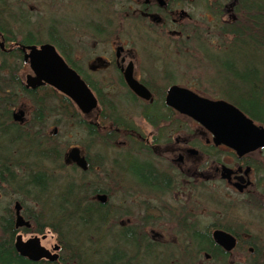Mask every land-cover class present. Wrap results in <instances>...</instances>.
<instances>
[{
  "label": "flooded vegetation",
  "instance_id": "obj_1",
  "mask_svg": "<svg viewBox=\"0 0 264 264\" xmlns=\"http://www.w3.org/2000/svg\"><path fill=\"white\" fill-rule=\"evenodd\" d=\"M48 3L49 0H0V22L34 27L40 23L43 6ZM57 9L58 19L51 23L53 32L49 37L36 38L29 30L26 37L6 51L0 44V52L12 54L18 49L23 61V46L50 44L96 98V107L87 114L81 113L71 102L75 112L73 123L78 125L76 119L81 118L91 129L86 134L87 151L79 145L74 146L86 161L87 168L81 170L89 175L97 168L95 173L101 170L109 179L92 181L88 186L103 189L115 182L124 190V204L121 211H117L119 224L134 228L136 235L159 241L156 237L162 235L153 233L154 225L167 216L170 222L179 221L180 229L176 232L184 239L208 233L215 247L223 251L211 236L212 231L218 229L235 236L238 242L236 226L212 223L202 228L198 219H190L189 214L183 213L185 205H178L180 200H173L170 195L183 194L191 182L205 183L214 179L228 190L224 196L230 204L227 202L223 206V212L238 206L236 201L231 204L233 195L242 197V203L256 200L264 208V147L238 154L224 143L216 145L212 131L166 103L169 87L178 84L160 85L156 80L166 78L157 73L159 59L163 58L165 68L174 72L169 62L174 61L171 52L185 55L196 51L194 47L199 45L220 44L222 38H211L209 33L235 24L238 0H58ZM37 12L40 15H36ZM2 36L3 41H14L12 35ZM23 63L29 68L27 62ZM126 77L142 85L150 97L146 99L135 94ZM32 105L33 131L39 133L36 126H44L52 113L55 124L62 120L63 108L58 101H44L41 114H36L35 104ZM13 108L9 118H0V122L22 125L24 121L14 120ZM32 125H26L23 131H30ZM55 134L54 129L50 138ZM10 152L13 154V150ZM4 162L6 167H0L3 170L1 178L11 183L0 181V190L4 186L15 189L20 181L14 160ZM222 167L230 171L225 178H222ZM26 168L30 171L23 172L22 185L31 173L30 166ZM27 187L30 188L29 184ZM98 194L106 196L105 203L109 201L105 192L96 193V201ZM133 201L140 205L139 213L131 208ZM18 202L21 215L30 220L25 216L23 202ZM10 209L14 224V207ZM227 223L235 225L231 221ZM23 228L14 225L15 235H22ZM247 249L253 252V248L247 246ZM200 254L205 260H212L209 253Z\"/></svg>",
  "mask_w": 264,
  "mask_h": 264
},
{
  "label": "trees",
  "instance_id": "obj_2",
  "mask_svg": "<svg viewBox=\"0 0 264 264\" xmlns=\"http://www.w3.org/2000/svg\"><path fill=\"white\" fill-rule=\"evenodd\" d=\"M237 17L233 26L214 31L215 37L222 38L220 44L199 45L194 48L214 71L216 76L213 77L219 80V82L215 80L219 92L218 100L234 105L256 125L264 127V0H238ZM0 31L4 34L8 32L2 28ZM15 51L12 53L14 57L12 67L11 65L6 67L3 61L0 63V71L9 69L7 77L0 75V118H9L10 109L16 106L18 100L16 87L35 104L36 114H41L45 108L44 101L56 100L66 116L75 118L71 101L51 87L45 85L34 91L24 88L20 78L13 73L18 71L23 62L18 49ZM213 84L212 81L211 85ZM36 117L40 118L41 115ZM76 121L79 127L84 128L86 134H89V130L91 132L90 127L81 118ZM20 124L22 125L17 122L6 124L0 122L1 168L6 167L4 161L9 159L12 162L14 160L15 169L21 164H32L37 159H54L62 169L68 166L73 170L76 169L74 165L64 161L65 151L59 152L55 147L45 145V140L38 131H33V125L30 126V131H23L26 125ZM3 142L9 146L6 147ZM2 150H6L7 154ZM2 173L3 170L0 169V181L11 183L8 179L1 178ZM86 174L83 173L82 176ZM28 179V182L25 180V185L16 183L15 188L19 187L23 190L29 184L30 188L41 195L40 199H37L40 209L33 213L25 210V216L34 223L35 227L23 228L22 232L42 233L43 230L49 229L61 240L68 258L66 260L61 258L60 261L55 262L47 260L31 262L19 256L13 247L16 231L11 220L12 210L10 206H2L0 207V264H147L146 260H157L160 264H187L186 259L180 263L170 258L174 252L164 253L154 240L136 235L134 228L121 227L120 224L117 227L116 221H119V216L116 211H110V203L100 204L94 199L96 193L105 192L103 189L88 187L83 179L78 182L69 180L62 183V180L51 178L48 172H33V169ZM52 188L60 189L54 192ZM25 194L28 195L26 192ZM19 201L23 202L22 199ZM89 227L102 231L103 239L110 238L91 254L85 245V240L92 242L91 238L85 235V230ZM102 238L98 242H101ZM237 239L236 247H244L241 238L237 236ZM189 241L193 252L197 254L207 252L217 264H227L226 259L229 255L215 247L208 233L193 235ZM253 246L250 262L264 264L257 247L254 244Z\"/></svg>",
  "mask_w": 264,
  "mask_h": 264
},
{
  "label": "rangeland",
  "instance_id": "obj_3",
  "mask_svg": "<svg viewBox=\"0 0 264 264\" xmlns=\"http://www.w3.org/2000/svg\"><path fill=\"white\" fill-rule=\"evenodd\" d=\"M57 5L58 0H49L48 6H43L44 14L40 17V23L38 25H35L34 27H27L22 24L9 26L6 25V23L3 24L0 22V25H3V30L5 29L6 31L9 30L11 32L10 34L9 32H7L6 34L12 35V38H14V41H3L2 34L4 35V37L6 34L1 33L0 31V44H2V49L6 51L8 48L13 47L15 45V42L26 37L29 30L35 34L36 38L46 39L47 37H49L53 32V29H51L50 25L53 22L56 23V20L58 19ZM36 15L40 14L37 12ZM209 35L211 38H215L216 36L215 32L213 31H211ZM171 53V58L173 57L174 61L170 60L169 62L171 64H169L174 67L173 73L165 68L166 63L163 58L159 59V61L157 62V73H159L160 76L164 75V77H166L165 79L167 80L166 81L163 77L156 78L160 85L175 83L195 91L200 96L214 100L219 98V92L217 90L218 87L215 84V80L217 82H219V80L213 77V75H215L214 71L200 53L192 50L189 54L185 55L176 54L173 52ZM0 54H2L0 55V63L3 61L6 67L10 65L12 67V65L14 64V57L12 56V54L10 52H0ZM28 72L29 68L23 62H21V66H19L17 72L13 71L14 75L20 78L21 83L25 81V75ZM8 74V68L2 69L0 71V75L3 77H7ZM212 81L214 82L213 85H211ZM15 91L17 92L18 100L13 110H15V112L18 110H24L25 115L23 116V121L27 126L32 125L34 122L33 105L29 97L21 92L18 87L15 88ZM53 102H56V100H54ZM66 115L67 114L63 112V115H60V119L62 120H60L59 123L55 124V122H53V117H55V114L52 113L51 119L47 121L44 126H36L38 127V129H40V134H38L44 136L46 146H53L59 152H64L75 145H79L82 150L87 151L86 131L84 130V128L75 125L72 121V118ZM54 129L56 130V134L53 135V139H51L50 136L52 135ZM104 129H108V127H104ZM3 152L7 153L6 150H3ZM109 155L111 156L112 153H109ZM109 158L110 157H108V159ZM30 165L31 169H33V172H35L36 170H42L44 172L53 173L58 181L62 180V183L72 179L77 182L81 181V178H83L70 166L65 169L59 168L57 160L52 161L47 159H37L36 161H33L32 164H21L18 169H15L18 173L20 183L23 182V172H25L26 170L28 171L26 167H29ZM96 171H98L97 168L91 174L86 175V177L83 179L85 183H91L92 181L97 183L99 180L109 181L108 177L101 173V170L98 173H95ZM2 188L3 189L0 190V207L10 206V208H12L14 200L19 201L20 199H22V208L24 209L25 206L26 208L24 210H27L29 213H33V211H38L40 209V203L37 201V199H40L41 195L36 193L34 189L25 187L23 190H21V188L12 189L5 186ZM56 189L57 188L53 189L54 192L56 191ZM103 190L108 196L110 211H121V206L124 204V190L115 182L105 186ZM227 191L228 190L224 185L219 184V182L215 181L214 179L208 180L205 183L194 181L190 183L189 187L184 189L183 194L174 192L170 195V198H172L173 200H180V202H178L177 204L185 205V212L183 213L189 214L190 219H198L202 228L212 223H218L224 226L225 224H231L233 227L236 226L235 228L238 230H236V232L239 234L242 244L243 241L251 240V242L258 249L260 259H264L263 206L257 203L256 200L252 203H242V197L233 195V197L231 198V204H235L236 201L238 206L229 207L231 208L230 211L223 212V206H225L227 202L230 204V201L227 200V198L224 196ZM25 192L28 193L27 196ZM139 206L140 205H136V203L133 201L131 208H133L135 212H138ZM180 207L183 206L181 205ZM166 218L167 216H164L163 219L158 221L157 226L154 225V229L152 227V229L154 230L153 233L162 235L161 238L156 237L159 238V241H156L155 239L152 240L157 243V246L161 248L164 253L171 254V252H174V255L170 258H173L174 260L176 259L175 261H178L180 263L182 260L186 259L187 264H217L213 260H205L202 254L198 255L197 253L193 252V248L190 244L189 239H184L183 235L177 234L176 232V230L180 229L179 221L170 222L166 220ZM228 221L235 223V225L232 223H227ZM116 222H118L116 224V226L118 227L119 221ZM30 223L32 227H35L34 223L31 220ZM20 233L22 234V240H26L34 236L39 237L40 243L43 247L48 249L51 253H56L58 255V261H60L61 258H64L65 260L68 258V254L66 253V250L63 249L61 240L54 232H51L49 229L43 230L42 233ZM85 235H88L92 241L91 243H89L84 239L85 245L89 249V254L104 245V243H107L110 239L108 237H104L103 239V232L95 230L93 227L87 228L85 230ZM101 238L103 240L101 242H98V240ZM55 245L58 246V250L53 251ZM251 248L254 249V246L252 245ZM250 255H252V253L248 251L247 247H236L227 257V264H252L250 262ZM146 263L158 264L159 262L157 260H146Z\"/></svg>",
  "mask_w": 264,
  "mask_h": 264
},
{
  "label": "water",
  "instance_id": "obj_4",
  "mask_svg": "<svg viewBox=\"0 0 264 264\" xmlns=\"http://www.w3.org/2000/svg\"><path fill=\"white\" fill-rule=\"evenodd\" d=\"M23 61L29 65L30 73L25 75L23 83L26 90L34 91L39 87L48 85L58 93L69 98L83 114L89 113L96 107V98L90 92L83 80L74 72L58 55L50 44L23 46ZM130 88L140 97L149 98L150 93L131 77L125 78ZM166 103L176 111L185 114L206 126L214 135V143H224L232 147L238 154L264 147V127L256 125L234 105L223 100H212L198 95L194 91L172 85L166 94ZM23 111L18 110L13 114L16 121L23 122ZM64 161L75 164L82 170L87 168L84 157L77 147H71L64 154ZM222 178L229 175V169L222 167ZM241 190L242 187L238 186ZM96 199L105 204L106 196L98 194ZM14 225L16 228H29L30 223L21 215V206L18 201L14 205ZM212 239L225 252H231L236 246V238L228 232L213 230ZM17 254L31 262L47 260L55 262L56 253H51L40 243L37 236L22 240L17 235L14 241ZM58 250L55 245L53 251Z\"/></svg>",
  "mask_w": 264,
  "mask_h": 264
},
{
  "label": "bare ground",
  "instance_id": "obj_5",
  "mask_svg": "<svg viewBox=\"0 0 264 264\" xmlns=\"http://www.w3.org/2000/svg\"><path fill=\"white\" fill-rule=\"evenodd\" d=\"M64 158V157H63ZM63 158H61V159H63ZM54 160V159H53ZM59 168H60V166H59ZM75 171L76 172H78L81 176H82V174L84 173L81 169H75ZM49 174V176L51 177V178H53V179H57L56 177H55V175L53 174V173H48ZM83 178H81V179H84L85 177H86V175L85 176H82ZM73 180V179H72ZM75 181V180H74ZM78 182V181H77ZM87 186H88V183H87ZM89 187V186H88ZM14 241L15 240H13V245H14ZM253 245V243L251 242V240H246V241H243V246L244 247H251ZM14 247V246H13Z\"/></svg>",
  "mask_w": 264,
  "mask_h": 264
}]
</instances>
